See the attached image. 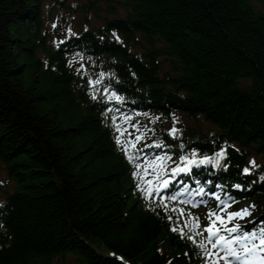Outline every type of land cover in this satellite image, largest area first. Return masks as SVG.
<instances>
[{
	"label": "trees",
	"instance_id": "trees-1",
	"mask_svg": "<svg viewBox=\"0 0 264 264\" xmlns=\"http://www.w3.org/2000/svg\"><path fill=\"white\" fill-rule=\"evenodd\" d=\"M48 1L0 0V163L16 187L0 207V264H192L189 243L137 192L88 81L107 76L172 159L228 147L219 176L264 208V0H80L104 18L74 41L85 71L51 45ZM175 112L213 129L171 138L160 120ZM252 155L263 162L244 176Z\"/></svg>",
	"mask_w": 264,
	"mask_h": 264
},
{
	"label": "snow or ice",
	"instance_id": "snow-or-ice-1",
	"mask_svg": "<svg viewBox=\"0 0 264 264\" xmlns=\"http://www.w3.org/2000/svg\"><path fill=\"white\" fill-rule=\"evenodd\" d=\"M69 31H71L69 29ZM105 74L101 73L100 76L103 77ZM91 86L102 85L103 81L100 79H91L89 81ZM103 99L107 100L109 103H123L124 98L114 89L110 90L109 87L103 88ZM93 99H97L95 91H93ZM108 111H115L119 113V109H108ZM120 115H123L120 113ZM111 120L114 122V127L121 134L117 137L118 143H123L124 151L127 155V159L136 166L139 171L134 172L133 175L141 180V183L137 185L141 193L149 200L155 198L164 207L165 211L171 208V211L178 212L183 215L185 209L182 207H177L176 203L169 204L171 202H177L180 204L188 203L189 200L182 199L184 196L193 197L197 194L203 196L205 194V188L200 185L199 181H196L198 185L197 190L193 189L189 191V186L186 183H181L180 188L176 191H172L169 194V189L173 187L174 179L180 174L189 175L192 173L193 168H198L201 166L211 165L213 167L219 166L221 160L225 157L226 152L224 149H220L213 156L199 155L197 149H192L190 154H181L178 161H173L172 156L174 153L170 152H156L151 156L143 151V148H158L163 149L167 147L162 141H153L151 144H144L141 148H136V144L145 139L144 133L140 131V126L138 124H133L129 122L128 117H124L123 124L117 122V116L113 115ZM124 124H128L129 128L135 129V135L132 131H127L124 128ZM177 130L173 127L169 129V133L173 136L176 135ZM124 136L127 137L126 140L122 139ZM129 148L132 149L129 152ZM183 148V145H181ZM250 163L255 166V161H250ZM227 167V164H224ZM244 173H249L250 169L245 167L243 169ZM235 188H241L242 185L236 184ZM214 196L219 204L218 212H212L209 210V225L204 226V231L208 233L206 240L211 244L212 250L205 248L203 242H198L200 247L204 249V255L207 257V264H264V223H261L260 227L252 228H241L239 224H232L229 227H217V223L221 225H226L233 221L234 219H243L245 215L251 214V208L246 207L239 210L228 211L231 203L235 201L229 198L228 200H221L220 196L216 192L208 193ZM194 203V201H192ZM204 203H207L206 201ZM251 207H254L251 206ZM215 217L213 220L212 217ZM170 220L171 216L168 217ZM179 219V215L177 216ZM187 225V221H185ZM193 227L195 230L199 231L200 225L198 221H195ZM173 230H176L173 228ZM181 235L184 234V229L181 227L179 229ZM195 239V237H191Z\"/></svg>",
	"mask_w": 264,
	"mask_h": 264
},
{
	"label": "rangeland",
	"instance_id": "rangeland-1",
	"mask_svg": "<svg viewBox=\"0 0 264 264\" xmlns=\"http://www.w3.org/2000/svg\"><path fill=\"white\" fill-rule=\"evenodd\" d=\"M53 1V0H52ZM79 1L80 0H72L71 2H69L68 4H66V7L65 9H62L61 8V12L64 10L67 12V17H70V20H72V16H75L76 12H80L78 13L75 18H77L78 16L82 17V20L85 21L86 20V17L88 16V4L85 2L83 3L82 5L79 4ZM50 2V0H49ZM254 2L256 4H259L260 3V0H254ZM104 3H105V0H97V4L100 6V7H104ZM49 3H47L48 5ZM50 5V4H49ZM51 6V9L49 10V12L53 13V15H51V18L52 16L55 15V11L57 10V7H53L52 5ZM45 14L48 15V11H47V6H46V11H45ZM80 14V15H79ZM122 15L124 14V12L121 13ZM102 15V14H101ZM90 23L92 25H96V26H99L101 23L99 20H97V18H95V16L93 15L90 19ZM61 25L56 23V29L60 28ZM73 28V27H71ZM77 30H78V27H77ZM0 176L3 177L4 179L5 176H4V171L1 170L0 171ZM0 201H2V196H0ZM246 207H251V205L249 203H245L241 206V209L243 208H246ZM51 264H78L76 258L72 255H67L65 258H56L54 260L51 261Z\"/></svg>",
	"mask_w": 264,
	"mask_h": 264
},
{
	"label": "bare ground",
	"instance_id": "bare-ground-1",
	"mask_svg": "<svg viewBox=\"0 0 264 264\" xmlns=\"http://www.w3.org/2000/svg\"><path fill=\"white\" fill-rule=\"evenodd\" d=\"M259 167H261L260 164H259ZM4 173H6V171H4ZM263 178H264V177H263ZM157 207L159 208L160 206L158 205ZM259 219H261V221H263V220H262V219H263L262 217H259ZM261 223H262V222H261ZM171 230H172V229L170 228L169 231H171Z\"/></svg>",
	"mask_w": 264,
	"mask_h": 264
}]
</instances>
